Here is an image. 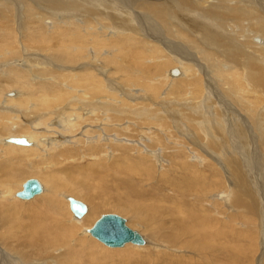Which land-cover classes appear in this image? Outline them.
Here are the masks:
<instances>
[{"label":"bare ground","instance_id":"6f19581e","mask_svg":"<svg viewBox=\"0 0 264 264\" xmlns=\"http://www.w3.org/2000/svg\"><path fill=\"white\" fill-rule=\"evenodd\" d=\"M44 11L87 17L79 25L74 18H66L61 22L69 27H55L57 17ZM15 21L22 29L19 34ZM53 25L48 33L47 28ZM23 46L25 52L21 53ZM50 51L60 52V57L75 53L72 55L78 58L72 56L73 63L81 60L82 69L54 77L48 65L56 63L57 56H50ZM157 51L163 52L162 57L156 56ZM0 55V147L9 150L7 153L14 151L0 160V264H152L154 260L157 264H235L236 260L217 262L207 253L220 250L218 245L227 251V232L195 229L191 221L180 217L183 212H177L180 216L176 219L146 226L148 236L132 228L142 236V243L105 244L87 227L95 210L81 218L71 210L69 191L82 193V185L73 180L76 176L61 169L64 173H59L51 166L56 158L75 157L86 145L100 149L105 156L113 152L108 145L124 142L122 137L110 136L113 125L121 124L113 112L127 116L129 122L139 114L142 121L153 116L163 121V117L174 115L170 119L176 129L193 135L191 142L209 155L219 156L231 182L229 191L223 189L220 195L223 202L242 213L264 212L259 206L264 205L259 196L264 193V0H0ZM127 60L130 67H138L136 71L124 68ZM162 60L166 68L180 67V73L172 76L173 69L168 68L167 79L155 75L154 80H147L153 68L160 70ZM120 71L127 74L115 77ZM101 74L113 81L115 92L105 86ZM183 90L185 94L180 93ZM127 97H146L151 105L145 111L131 112ZM88 122L95 128H86ZM157 125V129L164 127ZM131 126L130 122L118 130ZM193 131L205 135V142ZM141 132L140 152L158 159L160 152L151 151L150 144H160L164 137L159 131ZM168 133L167 137L179 139ZM10 137H25L28 144L9 142ZM156 147H163L161 152L166 149L164 145ZM93 148L89 156L96 158ZM199 156L191 159L208 160ZM250 161L256 162L255 178H251L254 166ZM193 166L188 164V168ZM32 174L40 179L42 191L31 199L17 197L26 180L17 184L11 180ZM131 205L114 207L137 214ZM136 218L131 216L132 222ZM147 242L158 255L153 259L134 257L139 245ZM127 244L137 245H132L136 253L126 249ZM161 245L167 254L158 248ZM184 248L202 255H185ZM256 264H264L263 252Z\"/></svg>","mask_w":264,"mask_h":264},{"label":"rangeland","instance_id":"374dc122","mask_svg":"<svg viewBox=\"0 0 264 264\" xmlns=\"http://www.w3.org/2000/svg\"><path fill=\"white\" fill-rule=\"evenodd\" d=\"M35 7L37 9H39L36 4H35ZM24 10L25 9L22 8L21 13ZM44 12H46L47 14H49L53 17H57L55 24H54L55 27L62 26V25H64L65 27H69L70 26L69 24H64L61 22L62 20L66 19V18H69L71 20H73L72 18H74L75 20L78 21V23H76V24L79 25V24H82L84 22L82 20L85 17H87V14L85 15V17L84 16L76 17L74 15L70 16V15L64 14V13L55 14L53 12H47V11H44ZM16 14H17V12H16ZM19 18L22 19L23 17L20 15ZM92 20L96 24L98 23L97 19H95L94 17H92ZM15 23H14L15 30L19 34L20 31H22L21 26L16 21H15ZM108 24L110 25L111 23H108ZM136 24H138L137 27H140L139 22H136ZM54 25L51 28H47L48 33H51V31H53V29L55 28ZM97 25L99 27L100 26L103 27V25H101V24H97ZM142 25L143 24L141 23V26ZM160 46L163 48L162 44H160ZM90 47H92V46H90ZM23 49H24V46L22 48V51H20L21 53L25 52V49H24V51H23ZM102 49H104V48L102 47ZM151 50H152V48H151ZM162 51H159V52L157 51L156 56L158 55V56L162 57V55H163ZM55 53H57V52L56 51H53V52L50 51V56L51 55H54L55 57L57 56L56 63L51 60L52 63L48 65V66H50L48 68H50L51 72H52L50 74L53 75L54 77L55 76L60 77L61 74L62 75H70L71 74L70 72L72 70H76V69L78 70V68L82 69L81 60H78L76 63H73V57H74V55H76L75 53H72L74 55L71 54L69 56H61L63 58L60 57V55H61L60 52L57 54H55ZM89 53L93 54L92 50H89ZM103 53L105 54L106 52H103ZM149 53L150 52H148V54ZM148 57H150V54L148 55ZM76 58H78V57H76ZM0 62L1 63L3 62L2 55H0ZM127 63H128V60L125 61L124 68H127L129 66V64L127 65ZM75 65H77V66H75ZM159 65H157V68L159 67ZM69 66H70V68H69ZM171 66L172 67H168V68L173 69L172 76H177L180 73V71H178V73H175V70H179L180 67H177L175 65H171ZM135 67L136 66H133V67L129 66V71L130 72L136 71L138 67H136V69H135ZM168 68H166V66H163V60H162L161 66L159 68L160 70H156V67L153 68L150 72V75H147V78L146 77L145 78L147 80L148 79L150 80L151 78L154 80L155 75L157 76V79H158L159 75H165V77L162 76L163 77L162 79L165 80L168 78L167 77L168 70H171ZM133 69H135V70H133ZM165 70H166V72H165ZM98 72H100V71H98ZM118 73L119 74H116L115 77H120L119 75H126L127 74V73L125 74L124 72H123V74H121L122 71H120ZM7 74L8 73H6V75ZM138 74H139V72H137V75ZM102 78H104L105 86H107L108 88L111 89L109 91L115 92V88L112 86L113 81L112 82L109 81V79L104 77V75H102ZM49 80H52V79H49ZM111 80H113V79H111ZM204 81L206 83V80H203V85H202L203 88L205 86ZM155 83L158 84L157 82H155ZM83 85H86V84L83 83ZM87 87H89V85H87ZM89 88H91V87H89ZM129 88H133V87L129 86ZM118 92H120V91H118ZM180 93L185 94L186 91L183 90ZM118 96H124V95L118 94ZM145 98L144 97L143 98L138 97V98H135V100H133V99H128V97H127V98H125V100L128 101V104L131 103V105H128L129 109L132 110V111L130 110L131 112H134L137 110V113H139V112H142L143 109L145 111L146 108H148V106L151 105V103H149L148 99L145 100ZM198 99H200V98H198ZM129 101H131V102H129ZM134 101H143V102L139 103V104H133L132 102H134ZM140 104L144 108H141ZM116 112H113V113H115V115L117 117H119V120H116V122H119L121 124L120 125L119 124L113 125V127L115 129L113 128L110 131V133H112L110 136H112L113 138L114 137H122V138H124V139H122L124 142L126 140L130 139L128 144L126 142L125 143L121 142L120 144L115 143L113 145H108L109 149L113 152H110L106 156L103 154H100V152H101L100 149L93 148V147L86 145L85 149L83 148V150L78 151L79 153H75V157L71 155V156L67 157V159H62V158L57 159L56 158L55 162H54L55 164L53 163L52 164L53 166H51L52 169L59 170V173L60 172L64 173V171H61V170H65L67 175H69L71 173V175L76 176L73 178V180L75 181V183L79 182L78 184L82 185V190L79 188V191L82 192L81 194L76 195L75 192H71V191H69V192L72 195V197L77 198L79 200H82L83 202H85L87 204V207H88L87 214L90 212V210H95V213H92V215H91V217L92 216L93 217H92V219H90V221H89L90 223L87 227H89V229L92 228L94 223L100 218V216L102 214L116 213V214L123 216L127 220V223L131 228H134L135 230L144 233L145 236H148V233L150 231H148V229H146V226H150V224L157 223V222L159 223L162 220L163 221L173 220L174 218L176 219L177 215L178 216L181 215L180 216L181 218H183V216H184L185 219H188L189 221H191L190 224H192L195 229H202V228L205 229V227H210L212 229L211 231H213V229H214V231L222 229V230H225L227 232L225 239H224L225 242L228 244V248L226 247L227 248L226 252L223 251L224 249L219 248L218 244H217L218 249H220V250H217L216 252L215 251H207L208 254H209V252L211 253L209 255L213 257V258L211 257L213 260H216L218 262L219 259H223L225 261V263H226V261L228 262V260L229 261H235L236 260L235 264L236 263H242L243 264V262H244V264H251V263L256 264V260H257L258 256H260V254H262V252L264 254V220L261 217V215L264 217V212L259 211L257 213L258 215L257 214L253 215L252 213H250L248 211H247L248 212L247 213L245 211V212H243L244 213L243 214L242 212L238 211L237 209H234V207H232L230 204L228 205V204H225V202H223L224 197L221 198L220 195L222 192L225 191L223 189H226L227 191H229V189H230L229 186H230L231 182L229 181V177L227 175V172L224 170L223 165L219 161L220 159L219 160L217 159L219 156L215 155L217 157H213V156L209 155L208 152L203 147L197 146L191 142L193 135H189L185 132L183 134L178 129H176V127L173 126L174 121L170 119V118L173 119L175 117L174 115L171 116L170 118L163 117V121H161V120L158 121L157 119L156 120L153 119L155 116L152 117V120L142 121L139 119V118H141V117H139L141 114L135 115L134 116L135 119L132 118V121H130L132 126L129 128V130H118L119 126H121V127L126 126V125L130 124V122L127 121V116L122 115L118 111H116ZM130 116H132V115H130ZM38 117H41V115L38 114ZM22 121L25 122L26 120L23 119ZM138 121H142V122L140 123ZM34 122H37V120H35ZM134 122H138V125H136V123L134 124ZM26 123H27V121H26ZM158 123L164 124L163 129L160 126L158 127L159 130L156 128L158 126L157 125ZM189 126L192 127V125H190V124H189ZM85 127L86 128H90V127L95 128V127L90 125V122H88V125H86ZM160 128L162 130H160ZM142 130H152V131H156V132L159 131V133L162 135V138L164 137L160 144H158L156 142H152L150 144L151 147L153 146L151 148L152 149L151 151H154V149H155L156 152H160V157H158V159H160V160L156 159L154 156L151 157L145 153L140 152L141 146L138 145V141L141 137V134L143 133V132H141ZM168 131L169 132L171 131V134L175 137H178L179 139L174 140V138H172V137L171 138L167 137V135L169 134ZM164 133H167V134L165 135ZM194 133H195V136L197 135V137L200 141L205 142L204 141L205 135H203L200 131H195ZM0 134H1V132H0ZM176 134H178V135H176ZM126 137H127V139H126ZM160 145H164L166 147V149H164V152H161L163 147H160L161 149L159 147L158 148L156 147V146H160ZM92 148L95 150L96 153H98V157L96 156V158H95V157L89 156L90 153H93ZM0 149H2V151H3V152H0V160L3 159L6 154L10 155V153H14V151H10L7 153V151H9V150H5V148L0 147ZM96 149H97V151H96ZM195 154H197L198 156L199 155L200 156L201 155L206 156L208 158V160L203 161L201 158L199 159L200 161L191 159V157ZM149 155H151V154H149ZM59 160H60V162H59ZM250 162L253 163V166L256 163L253 161H250ZM191 163H194V166L188 168V164H191ZM28 166L31 167L30 165H28ZM90 167H92L93 169ZM251 168H252L251 169L252 172L250 171L252 173L251 178H253L256 170H255V166L254 167L251 166ZM66 169L68 170V173H67ZM42 170L47 172V169L45 170V168H42ZM69 170H72V171H69ZM86 172L90 176H88L86 174ZM84 175L87 178L84 177ZM248 175H249V173H248ZM32 177L37 178V177H34V175L32 174L31 176H25L24 178H22V177L21 178H15V180H11V181L13 183L17 184L19 180L25 181V180L32 178ZM1 181H5V179L3 178V179H1ZM81 183H83V184H81ZM83 187H84V189H83ZM66 192H67V189H66ZM259 193H260L259 196L261 197L260 199L262 200V202L264 204V199H263L264 193L263 194H262V192H259ZM202 194H204V195H202ZM115 205H119V206H123V207H130V205H131V206H133V210H135V212L138 215L135 213H134V215L131 213H125L124 210L115 208L114 207ZM68 206H69V204H68ZM180 206H182V207H180ZM259 206H260V209L264 208V205H262V207H261V203L259 204ZM180 209H182V210H180ZM143 210H144V212H143ZM262 210H264V209H262ZM68 211H71L70 207L68 208ZM177 212L178 213L183 212L182 214H184V215H182V214L179 215ZM188 212H191V213L193 212V213L191 214ZM70 213L73 214L72 212H70ZM193 215L196 217H194ZM131 216H137L138 218H136L134 220V222H132ZM151 218H153L154 220ZM151 221H154V222L151 223ZM236 226H238V227H236ZM179 233H180V230H177V235ZM188 234H189V236L191 235L190 232H188ZM188 234L184 233V235H188ZM147 244L148 245H145V244L139 245L140 249H138L139 250L138 254L134 255V257H136L138 259L140 256H141L140 259H142V258H144V259L145 258H148V259L152 258L153 259L154 257H156V254L158 255V251L155 250L156 248H153L154 246L152 244H150L149 242H147ZM132 245L134 246V244H127L125 246V248L129 249V251L131 253H136L135 249L132 248ZM136 246L137 245H135L134 247H136ZM53 248H55V247H52V250H53ZM121 248H117V249H121ZM158 248H163V246L161 245ZM163 249H165V248H163ZM162 251H164V255H165L166 249L162 250ZM222 251L224 252V254ZM139 252H141V253H139ZM182 252H184L185 255H189L192 257L195 256L198 258L202 255V253H199V252L197 254L195 251H194V253L190 252L189 250L187 251L186 248H184L182 250ZM147 253H150V254L148 255ZM145 254H147V255H145ZM162 254H163V252H162ZM231 255H232V257H230ZM147 256H149V257H147ZM233 258H234V260H232ZM250 259L252 261H250ZM6 260H8V259H6ZM249 262H251V263H249ZM151 263L157 264L155 262V260L151 261ZM111 264H116V263H111Z\"/></svg>","mask_w":264,"mask_h":264},{"label":"water","instance_id":"95a60500","mask_svg":"<svg viewBox=\"0 0 264 264\" xmlns=\"http://www.w3.org/2000/svg\"><path fill=\"white\" fill-rule=\"evenodd\" d=\"M178 73V70H175ZM9 142L16 144H28L25 137H10ZM42 191V184L37 178H29L23 188L16 193V196L22 199H31L35 194ZM70 207L74 215L81 218L88 211L87 204L74 197H69ZM93 236L109 246H123L127 242L142 243V236L126 224L125 218L118 214L102 215L90 229Z\"/></svg>","mask_w":264,"mask_h":264}]
</instances>
